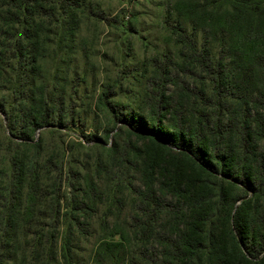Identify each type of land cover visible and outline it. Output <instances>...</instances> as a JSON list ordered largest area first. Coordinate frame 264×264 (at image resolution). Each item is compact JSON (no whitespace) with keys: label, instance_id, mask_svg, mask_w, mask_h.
Instances as JSON below:
<instances>
[{"label":"trees","instance_id":"trees-1","mask_svg":"<svg viewBox=\"0 0 264 264\" xmlns=\"http://www.w3.org/2000/svg\"><path fill=\"white\" fill-rule=\"evenodd\" d=\"M79 4V0H0V75L4 62L12 59L16 73L15 104L7 107L0 98V115L17 139L11 175L0 169V178L8 177L0 185V264L22 189L26 186L27 195L39 189L43 140L34 135L72 120L70 115L65 121L57 106L49 105L45 86L30 90L37 60L31 50L46 43L45 30L54 23L65 24L66 34H73ZM172 8L176 16L169 26L189 61L180 66L181 72L207 82L209 88L194 90L180 81L178 98L173 100L165 85L176 81L168 71L171 60L163 55L156 78L150 81L148 109L127 108L119 118L112 111V125L101 129L105 141L114 130V137L125 135L119 145L113 143L106 150L109 175L118 181L129 170L139 174L140 185L127 184L138 201L130 225L143 244L155 236L160 249L143 253L148 264H264V0H177ZM85 13L107 25L122 24L118 17H106L98 10ZM196 30L202 34L200 49ZM214 43L219 46L217 55L211 49ZM112 95L113 87L105 86L99 102L109 108ZM191 98L196 107L192 113L185 109ZM131 137L151 147L143 152ZM89 138L100 142L95 135ZM59 160L53 166L51 234L60 218L58 191L66 177L71 175L73 182L67 183L72 210L91 213L101 200L93 180L83 188L79 173L71 168L65 173ZM114 164L117 169L112 173ZM102 166L98 159L97 167ZM162 216L169 229L163 234L156 233ZM98 246L110 251L122 243L103 237ZM63 259L68 264L65 254Z\"/></svg>","mask_w":264,"mask_h":264},{"label":"rangeland","instance_id":"rangeland-1","mask_svg":"<svg viewBox=\"0 0 264 264\" xmlns=\"http://www.w3.org/2000/svg\"><path fill=\"white\" fill-rule=\"evenodd\" d=\"M176 1L79 0L73 34H66L65 24L54 23L45 30L48 35L46 43L31 50L37 60L30 90L39 85L45 86L49 105H56L57 113L60 112L65 121L70 115L72 120L64 126L42 128L34 135L36 140H43L37 170L39 189L35 195H27L26 186L21 191L20 205L2 264H67L64 254L68 264H148L143 253L153 250L158 253L160 247L155 243V236L149 243L143 244L133 234L130 225L138 210V201L127 184L140 185L138 172L129 170L125 176L118 177V181L112 180L109 175L106 150L113 143L119 145L125 135L114 137V130L105 141L101 129L112 125L113 112L119 118V113L127 108L134 111L148 109L150 81L156 78L158 63L163 55L170 58L168 71L170 78L176 81L165 85L166 94L171 95L173 100L178 98L180 81L190 89L208 90L207 82L202 84L201 79L181 72L180 66H187L189 61L185 49L176 43L169 26L174 25L176 12L172 6ZM88 9L98 10L109 18L118 17L122 24L107 25L87 17L85 12ZM187 27L191 32L192 27L189 24ZM195 33L196 45L200 49L202 34L199 30ZM211 49L214 55L218 54L216 43ZM14 62L13 59L6 60L0 75V98L5 100L7 107L15 104ZM194 71L196 75L203 76L198 68ZM105 86L113 87L109 108L99 102ZM193 104L192 98L186 102V111L192 113L196 109ZM121 126L118 122L116 128ZM92 135L99 137L100 142L91 140L89 137ZM131 141L143 152L151 147V143L134 137ZM16 142L0 115V169L5 170L8 177L12 173ZM26 152L29 155L31 149ZM58 158L62 159L65 173L69 172V168L79 173L83 188L89 179L93 180L101 193V200L96 202L91 213L72 210L73 194L67 186L72 179L71 175L66 177L58 191L61 198L60 218L51 234L53 166L60 162ZM98 159L103 163L100 168L97 167ZM111 169L114 173L117 164ZM8 177L0 178V185ZM30 201H33V206ZM166 221L167 217L162 216L156 233L169 231ZM50 235H54L52 239ZM103 237L107 242H121L122 247H110V251L107 247L99 248ZM67 246L69 252L66 251Z\"/></svg>","mask_w":264,"mask_h":264}]
</instances>
